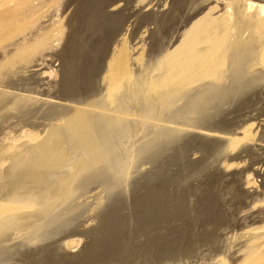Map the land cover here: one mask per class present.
<instances>
[{
	"label": "rangeland",
	"instance_id": "obj_1",
	"mask_svg": "<svg viewBox=\"0 0 264 264\" xmlns=\"http://www.w3.org/2000/svg\"><path fill=\"white\" fill-rule=\"evenodd\" d=\"M197 1L50 0L37 8L33 17L35 21L28 33L35 39L46 40L49 37L51 46L48 45L45 52L35 57L26 69V66L17 65L9 72L2 64L4 52L0 50V90L13 94L0 95V138H5L9 132L13 137L21 138L23 131H33L39 137L35 143L31 142L34 145L23 148L20 159L23 158L24 165L27 164L29 169L35 173L37 171L38 176L40 172L46 175L43 167L48 174L57 172L59 179L55 177L52 181L63 185L54 195L44 194L36 183H27L33 192L25 194L35 201L33 203L24 194L26 200L29 199L31 205H37L35 208L34 205L30 206L29 209L34 210H28L37 215L33 216L34 219L31 217V221L25 218L13 221L10 226H4L5 230L4 227L0 230V247L9 245L11 254L0 253V264H206L212 255V246L217 244L222 251L225 249L234 253L240 249L239 243L245 241L243 233L261 225L264 218L261 215L264 200L258 202L259 204L256 200L258 197L264 199V77L258 79L252 87L237 86L236 83L233 87L230 86L233 90L229 87L223 90L222 94L215 97L220 104L217 105V110H210L209 116L205 115V118L198 115L200 113L185 110L180 111L174 118L180 122L181 129L192 125V121V127L200 123L203 128L205 122L207 124L214 120L213 122H220L219 125H222L224 121L223 126L229 125L226 127L227 132L235 134L236 137H241L243 130L250 127L256 139L255 144L243 141L233 152H228L227 143L224 140L217 141L218 138H203L194 132L195 135L186 134L172 128L162 130L163 132L145 128L142 132L139 131V135L138 132L134 133L135 146L127 147L133 150L134 155L132 157L131 149H127L130 154L126 152V156H123L129 161L124 164L126 161L118 150L121 144L118 136L110 137V132H101L95 124L88 123L89 130L92 133L97 132L96 141L100 144V151L106 154L105 161L111 162L107 164L118 171L120 164H123L120 168V172L124 173L120 176L122 185L119 183L118 188L111 192L105 190L102 182L82 188L84 191L78 187L82 171L88 169V161L83 157L81 147L74 141L72 132L66 128L65 118H61L64 122L60 125L52 129L49 127L50 123L60 120V115H56L60 109L57 103H62L63 100L87 99L97 94L96 99H104V84L101 85V81L107 69L110 52L119 41L123 40L129 48L134 71L142 68V73L146 71L147 65L161 45L167 49L170 46L169 50L172 51L180 42V32L182 33L187 24L190 25L194 16V20L201 17L200 14L206 11L208 5L205 3L210 2L199 0L201 6ZM214 1L211 0V6L216 4ZM251 1L264 4V0ZM244 34L246 37L243 35V43L248 45L250 32ZM171 40L177 44L169 45ZM104 49H107L108 56L103 54ZM94 80L99 83H94ZM94 88H101L102 95ZM239 95L251 97L248 99L252 103L249 106L239 105ZM45 100L51 101L53 108L46 107ZM222 115H225V120L221 118ZM171 118H165L168 125L171 124L169 120L172 122ZM169 139L172 140L171 143ZM24 141L21 138L20 142ZM220 142H223L222 145ZM149 154L151 158L147 157ZM119 159L124 162L121 163ZM124 165H128L127 169ZM76 173H79L78 176ZM59 198L66 201L61 203ZM26 210L22 211L25 213ZM41 232H46V238L41 239L45 236ZM234 235L237 237L233 239ZM12 243L13 246L20 245L14 246L15 250ZM191 251L194 255L197 251L198 254L193 255L195 258ZM238 258L239 256L235 259Z\"/></svg>",
	"mask_w": 264,
	"mask_h": 264
},
{
	"label": "bare ground",
	"instance_id": "obj_2",
	"mask_svg": "<svg viewBox=\"0 0 264 264\" xmlns=\"http://www.w3.org/2000/svg\"><path fill=\"white\" fill-rule=\"evenodd\" d=\"M48 1L50 0H0V50H3L4 52V58H3L2 64L6 66V69L8 70L7 72L12 71V69H14L17 65L24 66V67L26 66L25 67L26 69L30 64H32L35 57L45 52L44 50L48 48V45L51 46V44H49L50 40L48 41V38H49L48 36H47L48 38L46 39L48 41L47 42L45 38L35 39V37L34 38L31 37L30 34L28 33L30 27L35 21L33 20L35 11L37 10L39 6L47 3ZM200 1L199 3L201 4ZM204 1L205 0H203V2ZM215 1H216V4L212 6L210 3L211 0L209 2L210 4L205 3L208 5L205 8L206 11H203V13L200 14L201 17H197L198 19L197 20L195 19L196 20L195 21L194 20L195 16H194L192 19L193 21L191 20L190 22V25L187 24V27H185L184 30H182V33L180 32V42L178 41L179 44L172 51L169 50L170 46L167 49L165 48V46L161 45V48H158L157 49L158 51L156 50L149 65H147L146 71L143 73L141 72L142 68L141 70L140 68L138 69L140 71H134L133 69L134 67L132 65L133 59L131 58V53L129 51V48L126 47L127 45L125 46V44L123 43V40L122 42L120 41L118 43L116 42L117 45L115 48L113 46L114 49L112 50V52H110L111 54L109 56V59L107 60V69L104 68L106 70L104 73V77L102 76L103 80L101 81L102 82L101 85L104 84V87H103L104 92H105V94L103 93L104 99H101V98L96 99L98 97L97 96L98 94H97L94 97H88V98L86 97L87 99H80V100H74V101L62 99L64 102L57 103L59 105L58 107H60L59 109L60 111L57 109L58 114L56 115H60V120H58L55 123H50L49 127L50 129H52L56 127L57 125H60L62 122H64L61 118L62 117L65 118L66 128H68L69 131L72 132L74 141L76 142V144H78L81 147L83 157L87 159L88 164H89L88 169H85L84 171H82V175L80 176V178L82 179L78 187L82 191H84V189L82 188L84 187L86 188V186H89L90 184H93L95 182L96 183L102 182L105 185L104 186L105 190L108 192L114 191L117 185L121 183L120 179L122 178H120V176L122 174L124 175V173H121L122 170L120 169L121 166L123 167V164H120L121 166L118 164L120 166L119 171L116 170V168L112 169L111 166L107 164L109 161L106 162L104 159L106 154L100 151V146H99L100 144L98 145L99 142L96 141V138L98 137L95 133L97 132L92 133L89 130L88 123L95 124L96 128L101 132H110L109 133L110 137L117 135L121 143L118 147V150H119L120 155L122 156L123 155L126 156V152H128L127 151L128 145L131 146V148L135 146L134 139L136 137L135 134H137L135 132H138L137 135H139V131L142 132L145 128H151V129L154 128L158 131L160 130V132L162 130L163 131L166 130L167 128H170V129L172 128L174 131L177 129L179 132L181 131L186 132V134L187 133L193 134L194 132L200 136L202 135L201 137L203 136L208 137V139H210V137H212V139L218 138L217 141L224 140V142L227 143V146L229 148L228 152L229 150L232 152L233 150L235 151V149H237L239 144H241V142L243 141L245 143H249L252 145L253 143L255 144L256 139H255V136L252 134L250 127H247L243 130V133H242L243 135L241 137H236L235 134L232 135L231 133L227 132L228 130L226 127L229 125L226 124L227 125L226 127L223 126L225 125L223 124L224 121H222V125H219L221 124L220 122H218L219 124H217V122L216 123L213 122L214 120H211V122L210 121L207 122V124L205 122L204 128L200 127V123L197 126L192 127V125L194 124V122L192 121V125L190 126L188 125L190 129H188L189 127H187L186 129H183V128L181 129L179 128L180 122L179 123L177 122L178 119L177 120L174 119L177 117V114L182 110H185L187 112H195L196 114L200 113L198 115H200L202 118L203 117L205 118L206 117L205 115H208L209 114L208 112L210 110L212 109L217 110V107L220 104L217 103L215 97L216 96L218 97V95L222 94L223 90H226V88L228 87L233 90L234 88H231V87H233L232 85L236 83H237V86L252 87L251 85L257 82L258 79H262L264 77V4L253 3L251 0H215ZM204 7H202V9ZM219 7H221V9H219ZM192 10H191V13L193 14ZM247 31L250 32L249 37H248L250 39V43L248 41L249 43L248 45L243 43V35L245 37L246 35L248 36V33L246 35L244 34ZM122 38L124 37L122 36ZM174 38H175V35L173 39ZM173 41L172 40L169 41V45H172L174 43ZM106 51L107 49H104L103 54L105 53L107 55ZM102 66H99V67H102ZM6 80L7 79H5V83H7ZM13 80L14 79H12V81ZM2 82L4 83V81ZM2 82L1 84H3ZM94 83L98 84L99 82L95 81ZM4 87H7V86L4 85ZM100 89H96V90L97 91L99 90L98 93L101 96L102 89L101 90ZM90 92L92 93L93 91H90ZM6 94L10 95L11 92L7 93L5 92V90H0L1 96L6 95ZM11 95L13 96V94ZM239 96H240L239 98L237 97L238 103H240L239 105L249 106V104L252 103L251 100L248 99V98L251 99V97H247V95H239ZM12 100H15V99H12ZM44 103L46 104V107L49 106L53 108V105L50 104L51 101L45 100ZM45 104H42V105H45ZM42 105H41V108H42ZM219 108L222 109V107H219ZM57 110L55 112H57ZM222 114H224V112ZM53 115L51 114V116ZM200 116H198L199 119H200ZM224 116L222 115L221 118H223ZM167 117H172L171 118L172 122H170L169 120V124L171 123L170 125H173L172 127L168 125V121L165 119ZM223 120L225 119L223 118ZM189 121L190 120H187V122ZM165 122L167 123V125H165L166 124ZM60 132H64V131L60 130ZM22 133H23L21 134L22 137L20 135V137L22 138V141H24L23 139L25 138V141H24L25 143L22 142L23 144L20 142L21 138L13 137L10 134V132L6 136L4 135L5 138L1 139L3 136L0 138L1 139L0 140V183H1L0 184V230L6 225L10 226V223H12L13 221L14 222L16 220L20 221L23 218H25V220L26 219L30 220L31 217L37 215V214H34V212L30 213L29 211V210H34V209H29L30 206L34 205V207L33 206L32 207L35 208L37 205L35 206V204H33L35 201V200L34 201L32 200L33 198L31 199V197H28L29 195L25 194L26 192L28 194L29 193L32 194L31 192H33L32 188L31 189L28 188L30 186H28L27 183L29 182L36 183L37 184L36 186H39L38 188H40L44 194L54 193V195L63 186L62 184H58L57 182L53 183L52 181L55 177L60 176L56 172V170H55L56 173L48 174L46 171V168L43 167L42 170L45 172L46 175H43L40 172V176H38L36 174L37 171L35 173L33 170L27 167V164L24 165L23 158L20 159L21 153H23L24 151L23 148H26V147H29V145H32L33 143L31 144V142L35 143L39 136H37V134H35L33 131L32 132L23 131ZM178 137H176V139ZM176 139L174 140L176 141ZM169 140L168 141L164 140V141L171 143L172 140L171 139ZM222 143L220 142L221 145ZM68 146H69V143H68ZM115 146L117 145L115 144ZM168 146H170V144ZM131 148L129 147V149ZM132 151L133 150L131 149V156L133 157L134 154L132 153ZM128 153L130 154V151ZM129 154L127 156H130ZM125 156H123L124 161H126ZM23 157L25 156L23 155ZM147 157L151 158L150 154L147 155ZM119 160L121 161V159ZM124 161H121V163H123ZM127 161H129V159H127ZM127 161L124 162V164L128 163ZM194 165H197V164H194ZM127 166L128 165H126V167ZM65 169L67 168L65 167ZM78 169H80V167H78ZM126 169H125V173H126ZM57 170L59 171V169ZM92 172H97V174L96 173L94 174ZM78 174L76 173L77 176ZM71 184L73 185L74 183L72 182ZM88 189H91V188L88 187ZM22 191L24 192L22 193ZM38 191L40 192V190ZM24 194L31 201H33L32 205L29 199L28 201L26 200L27 197H25ZM66 199H68V197H66ZM54 200H55V197H54ZM61 200L62 199L58 201H61ZM263 200L264 199H259L258 197L256 201L258 203L260 201L263 202ZM62 201L61 203H64V201L66 200H64L63 202ZM47 203H50V202H47ZM22 210L23 211L26 210V212L24 213ZM261 215L264 216V208L261 211ZM42 216L43 215H41V217ZM34 218L35 217H33V219ZM262 219L263 220L260 226L254 229L251 228V230L248 228L249 231H246V233H243L244 236L241 235L243 236L245 241L242 243H239L240 249L238 251L231 253L230 252L231 250L229 251V250L223 249L224 251H222L221 248L217 244H215L214 246L210 245L213 247L212 249H210L212 250V252L210 251L212 255L211 256L209 255L211 258L209 259L206 258L209 262L206 264H264V218ZM259 220L261 221V219ZM25 222H28V221H25ZM5 229L6 228L4 227V230ZM41 233L42 235H45L44 232H41ZM0 234H1V231H0ZM236 235H234L233 239L235 238ZM46 236L47 235L41 237V239L46 238ZM240 241H243V240H240ZM13 244L14 243H12V246ZM19 245L17 246L16 244L14 246L19 247ZM14 246H13V249L16 250ZM8 247L9 245H7V247H4V248L0 247V253L2 252L9 253L10 248ZM197 254H198L197 251H195V255ZM8 255H11V254L9 253ZM193 255L194 253L192 254V256ZM237 256H239V258L235 259Z\"/></svg>",
	"mask_w": 264,
	"mask_h": 264
}]
</instances>
